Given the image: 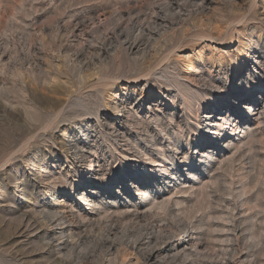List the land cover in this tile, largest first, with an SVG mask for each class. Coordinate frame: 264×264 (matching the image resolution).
Masks as SVG:
<instances>
[{"label":"rangeland","instance_id":"1","mask_svg":"<svg viewBox=\"0 0 264 264\" xmlns=\"http://www.w3.org/2000/svg\"><path fill=\"white\" fill-rule=\"evenodd\" d=\"M0 9V54L5 55L3 62L0 60V264H80L79 257L84 252L92 258L87 264H101L108 250L95 245V241L106 232L105 224L94 229L95 237L82 242L77 251L58 254L42 238L44 227L33 226L32 221L41 216L38 212L41 202L62 205L72 192L64 177L49 174L60 172L55 163L58 157H63L71 136L81 137V127H96V115L107 131L111 129L109 123L114 112L104 105L113 104L128 82L114 80L112 75L119 65L127 67L134 63V54H127L123 47L126 37L138 38L142 50L147 46L153 48L150 56L143 52V68H147L143 69V99L148 101L145 106L160 100L161 108L174 107L178 111L186 105L183 97L186 94L188 102L203 103L200 108L208 111L211 103L202 90L209 86L210 76L219 85L220 93L233 87L238 95L249 98L262 90L264 0H0ZM99 20L105 21V25L95 32L94 23ZM43 37L45 45L41 44ZM33 42L37 44L36 53L31 48ZM60 48L70 57L82 53L83 59L79 61L87 64L82 73L87 81L83 86H78L74 73L61 68L62 63L56 71L44 66L34 68L35 55L48 64L45 55L53 56ZM156 71L169 80L175 75L183 78L189 89L173 81L169 84L163 76H154ZM104 72L106 76L100 78L99 74ZM134 78L138 80L132 83L142 80L140 75ZM138 86L131 84L130 89L137 90ZM141 93L140 88L138 94ZM257 113L249 118L251 132L226 157L201 167V153L193 152L197 165L192 169L191 185H184L193 186L191 193H198L199 198H189L186 209L197 215H201V209L206 214L211 207L222 209L224 205L220 206L217 197L229 199L239 208L241 201L249 200L242 207L244 213L237 224L243 231L239 250L244 254L249 252L250 264H261L264 260V111ZM203 116L200 114V122L204 124ZM162 121L158 128H165L170 122L169 117H163ZM152 127L160 137L165 136L156 125ZM182 128L180 132L169 125V136L185 146L188 129ZM213 132H206L200 140L204 144L202 149L215 145L209 144ZM106 138L110 140L109 136ZM175 172L173 169L171 176H167L171 183H165L163 195L174 191ZM182 173L185 178L189 175L187 171ZM91 182L86 181L84 191L88 198L95 187L88 184ZM132 183L129 198L135 197L134 201L140 202L141 197L133 191L139 181L134 179ZM177 183L180 185V181ZM207 192L216 197L213 203L205 199ZM75 194L77 202L82 203L81 195ZM114 196L118 197L117 192ZM83 207L90 209L87 201ZM209 215L204 225L211 220L217 222L214 218L218 215L211 218ZM214 228L207 229L206 237L211 243Z\"/></svg>","mask_w":264,"mask_h":264},{"label":"bare ground","instance_id":"2","mask_svg":"<svg viewBox=\"0 0 264 264\" xmlns=\"http://www.w3.org/2000/svg\"><path fill=\"white\" fill-rule=\"evenodd\" d=\"M1 11L0 9V16ZM104 25L105 21L99 20L94 23V31H99ZM138 27L141 28V26ZM121 32L125 33V30ZM29 37H31L30 33ZM44 40L43 37L41 40L43 45L46 42ZM137 40L138 38L133 40L127 36L123 43L127 54H134V63L127 67L119 65L112 75L114 80L125 79L128 82L123 94L117 95L113 104L107 102L104 105L114 112L115 117L109 119L111 129L107 131L103 127L102 119L96 115V127L93 125L87 128L81 127L79 131L81 137L77 134L71 136L66 144V150L62 152L63 157H58L55 163V167H60V172L51 171L49 174L51 176L59 174L64 177L68 190L72 192L62 201V205L41 202L39 206L41 211H38L41 216L32 221L33 226L44 227L42 238L48 241L46 245L49 249L59 254L66 250L77 251L82 242L95 237L92 233L94 229L105 224L106 232L95 241V245L106 247L108 250V256L104 259L105 261L100 262L101 264H250L247 260L250 257L249 252L244 254L239 250L240 236H243V231L237 224L238 219L242 218L241 214L244 213L242 207L248 204L249 200L241 201L242 205L239 208L229 199L217 197L220 206L224 205L222 209L216 210L211 207L208 214L201 209V215H197L193 214L192 210L186 211V209H188L189 198L193 196L199 198L198 193H191L193 186L189 188L185 186L191 185L192 169L197 165L193 152L201 153V167L209 166L217 158L226 157L230 149L233 146L237 148L239 142L244 139L242 137L251 132L252 125L249 118L254 117L255 111L256 115L257 112L264 111V83L261 85L262 90L251 94L249 99L243 97L244 95H238V91L233 87L224 88V92L220 93L219 85L211 76H208L209 86H205L202 90L205 99H209L210 102H208L211 103L208 111L200 108L203 103L193 105L188 102L186 94H183L186 105L178 111H175L174 107H171L173 111L161 108L160 100L156 104L152 102L145 106L148 101L143 99V52L147 54L146 56H150L153 48L147 46L142 50ZM36 45V43L31 44L32 51L35 53ZM64 52L60 48L53 56L48 57L44 54L45 59L49 60L48 64L41 62V58L35 55L34 68L40 69L44 66L48 70L56 71L54 69H58L57 65L62 63L64 67L61 68L74 73L78 79V86H83L87 81L82 73L87 64L79 61L82 53L70 57L67 52ZM115 53L116 57L118 54ZM2 56L0 54L1 61ZM97 56L100 55L97 53ZM136 57L141 59L137 60ZM116 60L118 61V56ZM54 63H56L55 66H53ZM48 73L50 74V71ZM105 74L106 72L99 74L100 78L106 76ZM136 75H140L142 80L132 83V80H138V78L133 79ZM153 75L163 76L169 84L173 81V84H183L186 90L189 89L186 81L179 76L175 75L173 80H169L168 76L159 71ZM131 84H138L142 95L138 94L137 88V90H131ZM247 113L249 117H245ZM200 114H204V124L200 122ZM119 117H122V120L118 119ZM163 117H169L170 122L168 121V126L165 124V128H158L163 122ZM153 124L160 133H165V136L160 137L159 133L153 129ZM169 125L180 132L183 131L180 129L182 127L188 129L185 146H181L176 137L171 139ZM211 130L214 131L213 141L209 144L215 145L202 149L204 144H201L200 140L206 132ZM107 136L110 140L106 138ZM236 137L238 138L235 139ZM184 167L188 168L183 170ZM173 169L176 171L173 178L175 189L168 196L163 195L165 183L168 181L167 176ZM182 171H187L188 177H182ZM159 174L163 177L157 178ZM197 175L198 173L195 172V176ZM134 179L139 181L138 187L133 191L141 197L140 202L134 201L135 197L129 198L132 194L129 192V185L133 184ZM198 179L201 180V177ZM86 181H92L88 184L95 186L90 191L92 198H88L84 192ZM152 187H154L153 190H150ZM116 192L118 197L114 196ZM75 193L81 195L83 202L87 201L90 209L83 207V202H77ZM179 194L182 195L178 196ZM241 194L239 192L238 196L240 197ZM204 196L212 203L216 199L209 192ZM127 199L130 200L126 201ZM207 215L209 218L218 215L214 218L217 222L211 220L212 222L204 225ZM226 217L231 220L228 221ZM208 226L215 227L213 246H211V240L208 241L206 237ZM100 241L102 244L98 243ZM91 259L84 252L79 257L78 263L87 264ZM261 264H264V260Z\"/></svg>","mask_w":264,"mask_h":264}]
</instances>
